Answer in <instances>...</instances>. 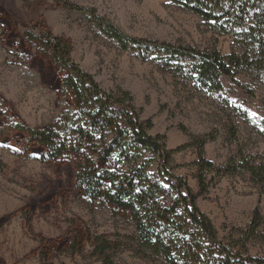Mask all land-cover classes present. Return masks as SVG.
I'll list each match as a JSON object with an SVG mask.
<instances>
[{
	"label": "rangeland",
	"instance_id": "obj_1",
	"mask_svg": "<svg viewBox=\"0 0 264 264\" xmlns=\"http://www.w3.org/2000/svg\"><path fill=\"white\" fill-rule=\"evenodd\" d=\"M95 16L134 38L215 48L223 55L239 52L232 36L214 34L198 15L171 0H0V264H104L98 253L102 237L113 244L117 233L133 231L108 206L81 193L75 180L81 156L68 153L51 161L43 157L44 147L18 131L23 126L57 129L60 116L73 108L63 90L68 73L44 42L46 35L66 41L70 58L103 89L128 91L141 120H152L149 133L163 134L168 149L185 146L173 153L171 172L198 193L197 205L211 219L219 241L241 239L258 208L260 237L235 249L264 257V190L245 170L200 172L197 148L191 145L192 136H212L203 153L217 168L242 155L254 164L264 161V76H221L220 91L204 92L163 65L157 52L144 58L132 47L122 49L93 22ZM192 62H182L188 73ZM114 155L126 170L129 165ZM143 159L150 160L147 169L160 180L158 157L147 150ZM108 255L110 264H165L124 246Z\"/></svg>",
	"mask_w": 264,
	"mask_h": 264
},
{
	"label": "trees",
	"instance_id": "obj_2",
	"mask_svg": "<svg viewBox=\"0 0 264 264\" xmlns=\"http://www.w3.org/2000/svg\"><path fill=\"white\" fill-rule=\"evenodd\" d=\"M186 11L198 15L216 35H230L239 52L223 55L215 48L199 50L166 42H152L125 35L118 27L100 17L93 22L122 49L130 47L144 53V58L157 52L161 63L192 79L204 92L222 89L221 76L234 78L245 73L254 80L264 76V0H171ZM66 6L77 8L71 3ZM59 67L68 74L63 90L73 101L72 111L57 120V129L40 130L23 126L31 141L44 147L43 157L53 161L61 155L74 153L82 157L76 165L75 180L87 200L108 206L112 215L132 226L129 234L117 233V242L102 237L98 253L104 264H110L108 251L121 246L134 255L150 259L162 258L165 264H264V257L245 255L235 247L245 248L247 241L260 237L258 228L262 213L255 208L248 228L234 243L218 240L211 219L197 205L196 193L182 176L172 174V155L162 134L151 135L152 120H141L134 98L126 90L103 89L94 77L72 58L70 47L61 38L46 35ZM193 59L189 73L183 60ZM110 136L109 140L107 137ZM235 135V132H233ZM197 148L195 164L199 171L215 169L219 174L245 170L264 190V161L254 164L243 155L217 168L206 160L203 148L212 136H192ZM190 145V144H189ZM151 151L159 159L160 180L149 172V159L143 151ZM128 164L126 170L117 166L114 153ZM197 175L203 188L205 177Z\"/></svg>",
	"mask_w": 264,
	"mask_h": 264
}]
</instances>
